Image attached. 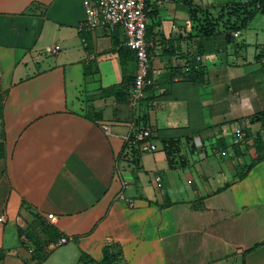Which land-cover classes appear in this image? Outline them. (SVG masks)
I'll use <instances>...</instances> for the list:
<instances>
[{"label":"crops","instance_id":"obj_1","mask_svg":"<svg viewBox=\"0 0 264 264\" xmlns=\"http://www.w3.org/2000/svg\"><path fill=\"white\" fill-rule=\"evenodd\" d=\"M84 1L0 0V264H101L106 247L121 264H264V188L247 183L264 164L250 169L264 132L252 22L206 37L216 0L153 3L155 82L133 105L135 54L121 28L80 30ZM145 128L151 153L134 143Z\"/></svg>","mask_w":264,"mask_h":264},{"label":"built area","instance_id":"obj_2","mask_svg":"<svg viewBox=\"0 0 264 264\" xmlns=\"http://www.w3.org/2000/svg\"><path fill=\"white\" fill-rule=\"evenodd\" d=\"M173 1L175 0H96L94 5L89 0L84 1L86 17L80 30L87 32L103 27L121 28L126 37L125 46L135 54L137 70L129 92V99L133 105H137L144 99L145 89L153 86L155 82L154 78L150 76L152 59L146 41L150 7L153 3L165 5ZM178 2L183 4L184 0H178ZM234 36L238 37L239 33H235ZM59 50L60 46H56L50 51L56 54ZM234 135L233 145L241 146L244 141V133L240 128H237ZM134 138V143L139 146L140 151L151 153L156 150V145L152 141L151 129H141ZM222 155L225 156L226 152H222ZM156 182L160 187L161 177H156ZM119 200L124 201L130 208L135 206V200L127 198L123 194L119 196ZM48 219L53 223L57 222V218L53 214H49ZM67 242V238H61L50 244L48 249L53 250Z\"/></svg>","mask_w":264,"mask_h":264},{"label":"trees","instance_id":"obj_3","mask_svg":"<svg viewBox=\"0 0 264 264\" xmlns=\"http://www.w3.org/2000/svg\"><path fill=\"white\" fill-rule=\"evenodd\" d=\"M186 0H184L185 4ZM220 7V15L214 17L208 9L205 12V20L203 21L202 30L206 37L220 34V23L223 25L226 32H237L247 29L249 24L253 22L260 15H264V0H216L213 8ZM203 11V9H202ZM152 11L149 13L151 15ZM229 33H227V40L229 41ZM146 37L148 32L146 31ZM130 51L129 49H127ZM149 51V50H148ZM134 54V53H133ZM150 54V52H149ZM261 61L264 59L262 53L257 57ZM264 68V64H263ZM196 72V71H195ZM194 73V68H193ZM198 74V73H197ZM201 74V73H200ZM135 79V77H134ZM134 83V80H133ZM128 97V96H127ZM264 120V112L256 115L254 121ZM249 137V136H248ZM254 148L258 157L252 160L250 169L264 160V143L260 137L254 140ZM240 147V146H235ZM135 148V147H134ZM168 149V150H167ZM170 150V151H169ZM173 147L166 145V151L169 158L172 156ZM259 245L249 250V252L257 249ZM121 250L116 247H106L104 249V258L101 264H121Z\"/></svg>","mask_w":264,"mask_h":264},{"label":"rangeland","instance_id":"obj_4","mask_svg":"<svg viewBox=\"0 0 264 264\" xmlns=\"http://www.w3.org/2000/svg\"><path fill=\"white\" fill-rule=\"evenodd\" d=\"M151 9H152V7H151ZM214 15L217 17V15H218L217 11L214 12ZM148 23H147V25H148ZM243 35L244 36L246 35V37H249V39L251 41H253V43L262 44L261 51H262V55H264V15H260L259 17H257L251 24V30H249V32H247V31L244 32ZM253 51L255 52V50H253ZM259 52H260V50L258 52L256 51V53H258V54H259ZM262 134H263V138H264V132ZM263 138H262V141L264 143ZM250 142L251 143L249 145L251 146V149H252V151H250L252 156L258 157L256 152H254V150H253V148H254L253 147V145H254L253 136L250 138ZM144 155H146V154H144ZM241 164L242 165L237 169L238 170L237 172L239 175H242V174L244 175L248 169L244 168L243 163H241ZM244 176H246V175H244ZM247 177H248L247 183L250 185V188H264V164L261 165L260 167H257L254 170V172L252 174L247 175ZM247 231H249V230H247ZM234 234L235 233L232 232V235H234ZM224 235L225 234L221 233V236H224ZM253 237H254V235H253ZM252 241H254V240L252 239ZM263 244H261V245H263ZM254 247H255V245H254Z\"/></svg>","mask_w":264,"mask_h":264}]
</instances>
